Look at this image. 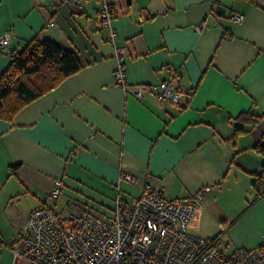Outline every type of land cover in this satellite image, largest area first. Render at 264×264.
Masks as SVG:
<instances>
[{"label":"crops","instance_id":"crops-1","mask_svg":"<svg viewBox=\"0 0 264 264\" xmlns=\"http://www.w3.org/2000/svg\"><path fill=\"white\" fill-rule=\"evenodd\" d=\"M114 1L112 42L100 0H84L78 11L59 0H0V36L12 33L15 56L52 40L83 64L13 120L0 119V264H29L15 263L13 250L34 210L61 212L75 199L113 216L117 188L130 200L149 180L170 199L204 191L190 232L217 237L223 250L264 239V196L249 207L264 164L256 149L264 146V119L244 120L264 114V0ZM117 48L127 88L114 81ZM14 59L0 47V75ZM165 80L187 97L160 101L156 84ZM140 85L151 90L144 98L134 93ZM56 179L64 182L58 200L49 197Z\"/></svg>","mask_w":264,"mask_h":264},{"label":"built area","instance_id":"built-area-1","mask_svg":"<svg viewBox=\"0 0 264 264\" xmlns=\"http://www.w3.org/2000/svg\"><path fill=\"white\" fill-rule=\"evenodd\" d=\"M214 5L221 0H210ZM74 11L84 8V0H59ZM119 11L114 0H100L99 17L102 29L110 31V40L116 41L113 28ZM237 22L243 13H233ZM205 23L198 27L201 28ZM50 22L49 26H54ZM225 31L224 37H229ZM12 33L0 36V47L10 55ZM124 49L117 48L118 67L114 81L127 88V73L123 65ZM135 95L144 98L151 92L147 85L136 86ZM157 97L162 102L180 103L187 95L173 80L156 84ZM121 180L136 183V178L122 173ZM64 182L56 179L49 197L58 200ZM117 188L114 215L107 216L80 203L68 201L63 211L51 206L34 210L28 217L21 236L15 242L14 262L27 259L29 264H264V239L254 248L238 247L227 252L218 238H206L190 232V223L198 205L205 199L204 191L191 197L170 199L160 186L150 180L140 196L126 200ZM2 233L0 231V242Z\"/></svg>","mask_w":264,"mask_h":264},{"label":"trees","instance_id":"trees-1","mask_svg":"<svg viewBox=\"0 0 264 264\" xmlns=\"http://www.w3.org/2000/svg\"><path fill=\"white\" fill-rule=\"evenodd\" d=\"M82 62L74 51L62 48L52 40L38 41L15 56L14 61L0 75V119L11 121L25 105L56 88L69 76L82 69ZM245 118L252 126L264 119V114L247 112ZM245 131L238 128L237 133ZM264 154V146H256ZM256 192L249 207L264 196V164L255 174ZM221 235V234H219ZM217 238V237H216Z\"/></svg>","mask_w":264,"mask_h":264},{"label":"water","instance_id":"water-1","mask_svg":"<svg viewBox=\"0 0 264 264\" xmlns=\"http://www.w3.org/2000/svg\"><path fill=\"white\" fill-rule=\"evenodd\" d=\"M218 8L221 9V8H223V6H220V5H219Z\"/></svg>","mask_w":264,"mask_h":264},{"label":"bare ground","instance_id":"bare-ground-1","mask_svg":"<svg viewBox=\"0 0 264 264\" xmlns=\"http://www.w3.org/2000/svg\"><path fill=\"white\" fill-rule=\"evenodd\" d=\"M211 238V237H210Z\"/></svg>","mask_w":264,"mask_h":264}]
</instances>
